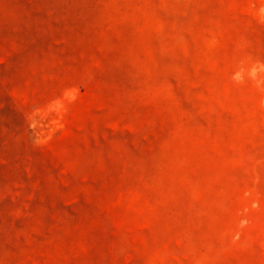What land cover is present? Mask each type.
<instances>
[{"label": "rangeland", "instance_id": "374dc122", "mask_svg": "<svg viewBox=\"0 0 264 264\" xmlns=\"http://www.w3.org/2000/svg\"><path fill=\"white\" fill-rule=\"evenodd\" d=\"M0 264H264V0H0Z\"/></svg>", "mask_w": 264, "mask_h": 264}]
</instances>
